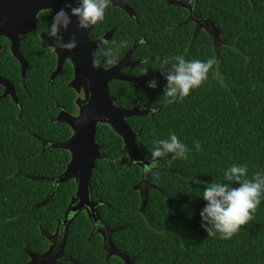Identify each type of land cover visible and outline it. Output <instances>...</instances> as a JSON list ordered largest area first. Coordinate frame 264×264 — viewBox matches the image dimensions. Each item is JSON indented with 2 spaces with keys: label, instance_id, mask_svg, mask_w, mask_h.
I'll use <instances>...</instances> for the list:
<instances>
[{
  "label": "trees",
  "instance_id": "obj_1",
  "mask_svg": "<svg viewBox=\"0 0 264 264\" xmlns=\"http://www.w3.org/2000/svg\"><path fill=\"white\" fill-rule=\"evenodd\" d=\"M162 2L172 14L169 17L175 18L172 22L179 23L171 30L157 31L158 10L152 5L154 27L147 32L144 25L136 28L147 36L132 53L134 58L152 59L147 75H154L159 86L151 89L145 83L110 80L108 91L116 106L131 108L141 100L156 108L125 118L137 132L135 142L146 159L153 139L169 132H175L190 150L184 159L169 154L166 164L144 175L153 186L141 206L137 188L141 166L129 163L121 136L108 123H97L95 139L102 157L95 160L91 173L90 197L99 203L98 222L116 228L108 241L120 255H107L102 234L81 210L69 223L62 248L63 233L59 237L55 253L61 249L60 256H51L55 264H126L123 256L128 257L127 264H264V200L229 239L208 236L199 215L205 203L199 196L204 183L223 180V171L231 163L247 164L249 177L264 168V0H195L198 14L212 22L221 40H215L213 32L212 36L202 29L194 32L192 23L185 21L187 8ZM51 15L49 9L40 10L35 30L19 36L20 52L28 63L23 79L8 39L0 37V75L14 86L18 100L16 104L9 95L2 96L0 84V264H35L49 250L47 236L54 234L76 190L74 179L53 189L45 180L64 171L70 151L44 148L41 141L66 140L71 128L52 119L60 106L71 113L76 110V93L68 86L72 63L66 61L48 82L56 55L41 46L40 33H47ZM113 19L116 28L109 42L94 51L96 60L104 58L102 51L115 41L119 45L116 62L132 38L138 37L131 31L127 40V15L110 4L90 35L103 33ZM175 54L188 59L213 57L216 64L207 81L169 105L163 102L165 80L156 57ZM113 63L105 59L106 67ZM143 67L139 63L131 71L141 74ZM193 139L200 141L199 151L192 147ZM30 254L35 255L33 260Z\"/></svg>",
  "mask_w": 264,
  "mask_h": 264
},
{
  "label": "water",
  "instance_id": "obj_2",
  "mask_svg": "<svg viewBox=\"0 0 264 264\" xmlns=\"http://www.w3.org/2000/svg\"><path fill=\"white\" fill-rule=\"evenodd\" d=\"M194 1L195 0L179 1L176 5L190 8ZM65 2L66 0H0V37H5L9 40L10 52L20 66L21 79L25 76L28 63L20 52L19 36L27 34L36 28V14L41 9H52L54 12L56 9L63 7ZM110 4L112 8L119 7L125 12L128 10L127 4L121 0H111ZM88 31L89 28L78 29L75 25V19L73 18V23L70 24L68 30L63 33L65 40L69 38L72 32H76L77 34V45L71 50L57 48L51 37H48L45 33L40 34L41 46L54 47V53L56 54V67L51 72L48 82H51L58 75L65 59L71 56L74 63V71L73 78L68 86L75 89H78L81 83H84L86 86V96L80 103L79 114L73 116L64 110H60L53 119V121L65 123L71 128L72 134L70 137L63 141H42V144L45 145L46 143L49 147L63 148L70 151V159L64 171L57 176L45 178L46 181L51 183L52 189L56 185L69 179H74L76 183L75 193L62 215V219L58 221V225L60 223L64 225L61 248L65 241L69 223L75 214L82 209L88 212V216L93 223H99L97 210L99 203L92 201L90 197L91 173L95 166V160L102 157L100 145L95 139L97 123H108L113 130L121 136L124 149L128 154L129 163L145 167L148 162L135 142L137 132H134L130 128L125 118L129 116H142L151 113V111L147 108H139L136 103L131 108L116 106L114 104V98L108 91V82L110 80H122L137 83L141 86L151 76H131L121 72V68L129 64L128 59L134 45L114 64L104 67V61L99 60V65L94 67L93 61L95 59L93 57V51L108 41L112 30H109L102 37L96 39H91ZM212 37H217L216 32H213ZM0 84L4 87L2 96L9 95L11 99L17 103L18 100L15 95L14 86L10 81L0 75ZM137 188H139V186ZM146 191V189L142 191L139 188L141 206L145 203ZM58 228L59 226H57L56 231ZM114 230H116V228H110L108 230L109 235ZM55 235L56 233L48 235L47 237L50 240L53 239ZM104 243L105 237H103V244ZM112 252L119 253L115 250H112ZM48 253L49 250L44 255ZM30 256L32 260L35 257L34 254H30ZM44 257L45 256H40L39 258L43 259ZM123 258L127 264L128 257L123 256ZM55 259L54 257L51 263L47 262L46 264H55Z\"/></svg>",
  "mask_w": 264,
  "mask_h": 264
},
{
  "label": "clouds",
  "instance_id": "obj_3",
  "mask_svg": "<svg viewBox=\"0 0 264 264\" xmlns=\"http://www.w3.org/2000/svg\"><path fill=\"white\" fill-rule=\"evenodd\" d=\"M110 2L111 0H66L63 7L52 13L47 25V36L52 38L57 48L68 50L75 48L78 42L76 32H72L67 40L63 35L69 25L73 23V18L78 29H87L90 25L103 20L105 10ZM118 47L117 42L113 41L112 46L102 51V57L109 63H113ZM156 59L160 65L158 68L160 76L165 80L162 86L163 102L169 105L183 100L191 91L207 81L209 70L216 64L213 57L188 59L184 54L165 55L156 57ZM99 63L94 60L93 66H98ZM140 63L144 65L141 74L147 75L149 67H152V59L149 56H144ZM145 85L155 89L159 86V81L153 75L145 81ZM137 105L141 109L147 106L150 111H156V108L142 104L141 100L137 101ZM152 144L150 158L147 159L148 162L144 168L145 173L166 164L165 158L169 154L172 159H184L190 150L189 146L179 139L175 132H169L166 137L153 139ZM192 147L199 151L200 141L193 139ZM247 173V164L231 163L223 171V180H211L204 183L199 196L205 203L200 209L199 215L200 225L208 236L218 235L220 239L231 238L239 231L240 226L251 219L257 206L264 200V168H257L251 177Z\"/></svg>",
  "mask_w": 264,
  "mask_h": 264
},
{
  "label": "flooded vegetation",
  "instance_id": "obj_4",
  "mask_svg": "<svg viewBox=\"0 0 264 264\" xmlns=\"http://www.w3.org/2000/svg\"><path fill=\"white\" fill-rule=\"evenodd\" d=\"M122 2H124L125 4H127V12H125L124 10V13H126V15H127V40H128V37H130V34H129V32H134L135 31V34H137L138 35V37H134V38H132V41H131V44L127 47V51L134 45V48H133V50H132V52H131V55L129 56V59H128V65L127 66H123L122 68H121V72L122 73H126V74H128V75H131V76H148V75H142V74H138V73H133L132 71H131V68H133V67H135V66H137L139 63H140V58H134L133 56H132V53H133V51H135V49H136V47L137 46H139L141 43H143L144 41L146 42V36H147V34L145 33V36H144V33H138L139 32V30L140 29H138V30H136V28L137 27H143V25H144V29L146 28V32H147V29H149V30H151V29H153V27H154V21H153V15H152V17H151V11H155V9H157L158 11H156L158 14H156L158 17H159V22L160 23H158L157 24V26H156V28H157V31H158V28H159V30H162V32L164 31H166V29L167 30H171V29H173L175 26H176V24H178L179 22H172V20H175V18H170L169 17V15H172V14H170V12H166L165 11V7H164V5H163V2H162V0H121ZM184 1H186V0H184ZM164 2H165V5H170V4H175L176 5V1H174V0H164ZM110 4V3H109ZM144 5V10L142 11L141 9H140V5ZM156 6V8L155 7H153V6ZM110 6H111V4H110ZM149 7V8H148ZM114 8H119V7H114ZM151 8V9H150ZM155 8V9H154ZM185 8H187V10H188V16H187V18H186V20L185 21H190L191 23H192V26H193V28H192V30L195 32V29L197 30V31H199V30H205L208 34H210L211 36H212V32H215L213 29H214V26H213V24H212V22L208 19V18H202L199 14H198V12H197V10L195 9V5H194V2H193V4L191 5V7L189 8V7H185ZM120 9V8H119ZM154 9V10H153ZM42 10V9H41ZM49 10H51V13H53V10L52 9H49ZM122 10V9H121ZM171 12H172V10H171ZM38 14V13H37ZM37 14H36V17H37ZM155 16V15H154ZM155 18V17H154ZM185 21H183V22H185ZM107 23H108V26L109 25H112V26H109V28L108 29H106V30H104V32L103 33H101V34H99L98 36H95V37H92L91 35H90V32H91V29H92V25H90L88 28H89V31H88V34H89V37L91 38V39H96V38H99V37H102L106 32H108L109 30H112V32H111V34H110V37L108 38V41L107 42H105L104 44H106V43H108L109 42V40H110V38H111V36H112V34H113V32H114V30H115V28H116V22H115V19H113L112 21H107ZM36 26H37V24H36ZM100 27H102L101 26V24H100ZM35 30V29H34ZM31 32V31H30ZM41 33H45V32H41ZM40 33V34H41ZM28 34V33H27ZM45 34H47V33H45ZM22 35H24V34H22ZM40 38H41V36H40ZM215 40H221V38L220 37H218L217 39H215ZM9 41V40H8ZM1 46V45H0ZM52 50H53V52H54V47H50ZM0 49H1V47H0ZM10 50V49H9ZM96 50V49H95ZM94 50V51H95ZM94 51H93V53H94ZM126 51V52H127ZM125 52V53H126ZM124 53V54H125ZM123 54V55H124ZM56 55V54H55ZM122 55V56H123ZM121 56V57H122ZM93 57H94V55H93ZM120 57V58H121ZM119 58V59H120ZM95 59V58H94ZM96 60V59H95ZM99 60H103L104 61V67H106L105 66V59L104 58H101V59H99ZM99 60H96V61H99ZM118 60V59H117ZM116 60V61H117ZM66 61H70L71 63H72V65H73V71H74V63H73V60H72V58H71V56H68L66 59H65V61H64V64H65V62ZM115 63V62H114ZM113 63V64H114ZM135 63V64H134ZM64 64H63V66H64ZM133 64V65H132ZM62 66V67H63ZM56 67V66H55ZM62 70V69H61ZM60 73V72H59ZM58 73V74H59ZM5 78V77H4ZM72 78H73V76H72ZM71 81V80H70ZM69 81V82H70ZM69 82H68V84H69ZM11 83V82H10ZM81 84H83L84 85V89H80V91H79V93L81 94V95H79V93H78V89H75V88H73L74 89V91H75V93H76V96H75V99H74V101H75V105H76V110L73 112V113H71V112H69V111H67L66 109H64V108H62L61 106L58 108V111H57V113L60 111V110H64V111H66V112H68L69 114H71V115H73V116H77L78 114H79V109H80V103H81V101H83L84 99H85V96H86V94H85V92H86V90H85V84L84 83H81ZM80 84V85H81ZM80 85H79V87H80ZM70 87V86H69ZM72 88V87H71ZM3 90H4V87H3ZM136 104H137V102H135ZM17 104V103H16ZM148 109V108H147ZM57 113H56V115H57ZM56 115H55V117H56ZM54 117V118H55ZM53 118V119H54ZM53 119H52V121H53ZM65 124V123H64ZM70 137V136H69ZM68 137V138H69ZM42 141H45V142H47L48 140H42ZM41 141V142H42ZM48 142H50V141H48ZM42 146L45 148V147H49L48 146V144H46L45 143V145L44 144H42ZM149 160V159H148ZM138 165V164H137ZM144 168L145 167H142L141 166V170H142V176H141V182L138 184V186H139V188L143 191L144 189H148L149 187H152L153 185H151V184H149L148 182H147V180H146V178L144 177V175H147V173H145V171H144ZM57 226H59V228H58V230L56 231V229H57ZM57 226H56V229H55V232H54V234L56 233V235H55V237L53 238V239H50V242H51V246H50V249H49V253L48 254H46V255H42V256H45L44 257V259L46 258V257H49L50 258V260H47V262H50L51 263V261H52V257L51 256H59V254H60V251L58 252V253H55V251H56V249L58 248L57 246H58V242H59V237H60V235L63 233V230H64V225H62V223H60L59 225H58V223H57ZM93 227H94V229L96 230V231H99L101 234H102V236L103 237H105V249H108V250H110V251H112V250H114L112 247H111V244L109 243V241H108V235H109V229L107 228V227H102L99 223H94L93 224ZM53 235V234H52ZM62 242V241H61ZM61 242H60V244H61ZM60 244H59V246H60ZM112 249V250H111Z\"/></svg>",
  "mask_w": 264,
  "mask_h": 264
},
{
  "label": "rangeland",
  "instance_id": "obj_5",
  "mask_svg": "<svg viewBox=\"0 0 264 264\" xmlns=\"http://www.w3.org/2000/svg\"><path fill=\"white\" fill-rule=\"evenodd\" d=\"M217 38H218V37H216L215 39H217ZM80 89H81V90L84 89V85H83V84L80 85V87H79V89H78V93H79ZM79 95H81V94L79 93ZM111 250H112V249H111ZM107 253H108V255L113 254V252L110 251V250H108ZM119 255H120V254H119ZM47 260H50V258H49V257H46L45 259H44V258H43V259H36V260L34 261V263H35V264H46V263H47Z\"/></svg>",
  "mask_w": 264,
  "mask_h": 264
}]
</instances>
